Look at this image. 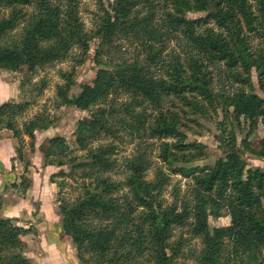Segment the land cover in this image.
I'll list each match as a JSON object with an SVG mask.
<instances>
[{
  "label": "trees",
  "instance_id": "1",
  "mask_svg": "<svg viewBox=\"0 0 264 264\" xmlns=\"http://www.w3.org/2000/svg\"><path fill=\"white\" fill-rule=\"evenodd\" d=\"M80 3L0 0L1 69L35 72L67 59L75 48L85 54L90 42L100 40L95 57L100 69L93 83L73 95L69 74L59 88L65 107L103 109L76 127V148L86 155L71 158L60 136L45 149L50 165L72 164L73 174L66 178L83 181L78 197L60 200L62 228L80 263L177 264L186 241L176 239L175 232L188 228L202 242L195 264H264V168H249L244 160L247 153L264 158V140L253 147L246 137L241 149L235 133L227 130L234 121L250 137L260 121L264 124V99L253 83L255 71L264 92V0H114L109 7L102 3L94 32L85 28ZM189 14L205 16L188 19ZM181 32L189 40L183 57L168 53ZM120 40L135 45L134 56L105 60ZM254 40L261 42L255 50ZM221 65L229 83L224 87L236 85L235 90L218 89L215 70L222 72ZM44 88L39 84L34 91L41 95ZM29 107L0 105V130L19 138L15 121ZM220 114L223 120L216 126L224 157L214 166H195L207 157L206 147L189 141L187 132ZM40 124L25 125L26 134L34 139ZM121 130L159 142L158 158L165 166L151 181L145 153L129 161L131 174L122 184L129 193L122 203L121 185L104 176L116 167L115 148H91L102 136L115 138ZM175 175L189 179L192 187L188 196L175 190L168 202L165 191ZM30 186L23 180L20 188L26 193ZM223 211L230 225L212 228L209 218ZM31 232L15 219L0 217V264H32L21 240Z\"/></svg>",
  "mask_w": 264,
  "mask_h": 264
},
{
  "label": "rangeland",
  "instance_id": "2",
  "mask_svg": "<svg viewBox=\"0 0 264 264\" xmlns=\"http://www.w3.org/2000/svg\"><path fill=\"white\" fill-rule=\"evenodd\" d=\"M52 1L57 2L58 0ZM112 2H114V0H81L80 15L88 32H94L96 29L97 21L101 15L102 3L105 7H109ZM159 9L160 12H163L162 7H159ZM29 12H32V8L29 9ZM204 16L205 14H189L187 18L197 19ZM99 41V38H96L90 42L85 54H83L79 48H75L67 59L44 66L35 72H29L26 68L17 72L0 68V105L6 102L30 104L27 111L16 118L15 121L20 131L19 138L15 137L12 131L5 129L0 130L2 134L1 136H9L6 138L8 140L4 139V142H0V154H7V157L5 158L7 160L13 152V157L10 158L9 163L7 162L4 167L9 170V167L11 166L12 171L16 173V181L19 180L18 184L7 183L5 186H1L0 201L2 206L0 209V217L7 218L5 212L2 210L3 205H10L7 203L8 200H11L12 202L15 201V203L19 200H25L30 203L32 194H27V192L33 188L34 184H37L38 187L41 186V188L47 189L49 187L51 190V192L48 193V196L52 201V205L56 206V213L60 218L62 228L60 200L66 199L72 201L78 197L82 192V189L79 187L83 184V181L78 178L73 179L75 176L72 178H66V176H71L73 174L71 167L72 164L64 167L50 165L49 160L47 161L45 158V149L48 148L51 139L60 136L65 138L71 158L86 155L85 152L78 151L76 148L74 139L76 127L80 121L86 118H91L93 114L100 113L103 109L96 108L93 111H82L75 108L65 107L62 105L59 97V88L66 84L65 77L69 74L72 76L74 86L72 90L73 95L80 93L83 85L93 83L97 72L100 69L95 61L99 48ZM260 43V40L253 41L254 50L259 48ZM116 46L117 47H112L111 50L107 52L108 56L105 57V60L120 61L122 59H130L136 52L135 45L128 40H120L117 42ZM188 46L189 40L187 35H185V32H181L178 34L177 38L173 39L170 43L168 53H176L183 57L184 50L189 49ZM82 59L83 62L79 63V60ZM221 68L222 72L220 73L215 70V82L218 89L229 84L224 73L225 69H223V65H221ZM253 83L256 93L264 99V92L259 88L258 77L255 71L253 72ZM39 84L41 86L44 84L45 86L41 95H37L34 91V86ZM236 88V85H234L233 88H228L227 86L224 87L227 92L235 90ZM35 120H38L41 124L36 129L34 139H32L26 134L24 126ZM222 120L223 115L220 114L213 117L211 120H200L199 127L191 125L192 130L187 132L189 141H196L197 143L203 144L206 147L207 154V157L197 161L194 164L195 166H214L217 160L224 157L223 149L218 139L220 131L216 126V123L221 122ZM231 122L232 121L228 122L227 130L229 133H235L241 149H243L242 141L245 140L246 137L249 138V142H251L253 147H257L259 142L264 140V124L262 121L258 123L254 134L250 137L247 133L249 131L243 132L242 128L237 123L234 121L233 123ZM241 123L244 125L243 120ZM108 145H112L115 148L112 158L116 161V167L114 171L104 176L108 177L116 184L121 185V190L118 194L121 203L123 202V197L129 193V189L122 187V184L125 183L131 174L128 167L129 161H133L137 155H144L145 153L150 164V169L147 171V179L151 181L154 180L157 170L165 167L163 162L158 158L159 142L150 140L147 136L143 135L141 138H138L136 136H130L126 131L121 130L115 138L102 136L99 141L91 145V148L95 150V148H98L99 146ZM244 160L247 162L249 168H264V158H258L247 153L244 156ZM80 172L82 173V171L79 170L75 171L76 175L78 173L80 174ZM0 173L3 174L2 169ZM23 180L31 184L30 189L26 193L23 192V188H20ZM87 182H89V180ZM191 187L192 184L189 179L180 175H175L172 177L171 183L165 191V198L168 202H171V195L175 190H178L181 196H188ZM13 189L16 191H13ZM36 209L39 212V207L36 206ZM35 220L37 221V219L34 218V220L25 222L23 219L25 226H29L27 229L32 228L31 233H35L36 229L31 227L27 222L33 223ZM209 223L212 228L226 227L230 225L231 220L228 217L227 212L223 211L219 218L211 216L209 218ZM19 226L25 228L22 225ZM62 232L64 233L63 228ZM175 234L176 239L183 237L186 241L182 253L183 258L179 259L177 264H195L194 260L202 250L201 239L192 238L188 228L177 229ZM64 235L68 240H71L65 233ZM23 238L24 236L21 237V240L25 243ZM25 244L27 245V243ZM35 245L36 244H34V246ZM71 248L70 255L75 256L74 264H81L78 259V251L73 243ZM37 251L39 250L34 249L33 251H29L28 247L24 249L26 257L32 262V264H36L34 261L38 260V263H42V259L37 257ZM29 252L30 254H33V252L36 253L35 256L37 260L35 257L30 259L28 255ZM69 258H71V256Z\"/></svg>",
  "mask_w": 264,
  "mask_h": 264
},
{
  "label": "crops",
  "instance_id": "3",
  "mask_svg": "<svg viewBox=\"0 0 264 264\" xmlns=\"http://www.w3.org/2000/svg\"><path fill=\"white\" fill-rule=\"evenodd\" d=\"M1 135L2 134L0 132V142H4V139L9 137ZM6 157L7 154H0V172L1 169L3 171V174L0 173V188L1 186H5L7 183H19V180L16 181V173L12 171L11 166L9 167V170L4 167L7 162L9 163L10 158L13 157V152L7 160L5 159ZM13 191L16 190L13 189ZM49 192H51L49 187L48 189L41 188V186L38 187L37 184H34L33 188L27 192V194H32L30 203L25 200H19L16 203L15 201L12 202L11 200H8L7 203L10 205H3L2 211L5 212L7 218L17 220L18 225H22L26 229L29 226H25L24 221H31L34 220V218L37 219V221L35 220L33 223L27 222L36 230L35 233L26 235L23 240L27 243L29 251H33L34 249L39 250L37 251V257L42 259L41 264H74L75 256L70 255L72 250L71 240H68L62 232L61 221L56 213V206L52 205V201L48 196ZM36 206L39 207V212L36 209ZM34 244L36 245L34 246ZM28 255L30 259L33 257L36 258V253L34 252L33 254H30L29 252ZM70 256L71 258H69ZM34 262L37 264L39 260Z\"/></svg>",
  "mask_w": 264,
  "mask_h": 264
}]
</instances>
